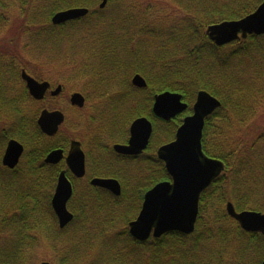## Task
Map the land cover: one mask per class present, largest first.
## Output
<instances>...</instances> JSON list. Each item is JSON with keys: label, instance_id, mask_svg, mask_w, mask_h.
<instances>
[{"label": "trees", "instance_id": "16d2710c", "mask_svg": "<svg viewBox=\"0 0 264 264\" xmlns=\"http://www.w3.org/2000/svg\"><path fill=\"white\" fill-rule=\"evenodd\" d=\"M172 1L184 12L183 26L170 24L172 19L163 22L165 27H155L146 21L147 11L144 17L141 14L144 26L129 13L96 11L73 25L53 27L51 18L57 11L89 7L88 0H0V29L11 21L10 12L19 11L28 24L25 32L33 34L32 27L38 26L36 34L28 36L29 46L37 51H46L45 46L57 51L60 45L67 44L73 50L71 62L79 66L77 74L87 79L86 99H103L100 114L84 122L86 134L99 129L96 136L93 134L99 156L114 155L108 145L125 142L129 136L127 127L134 119L147 117L154 125L150 146L138 161L119 159L117 165L122 169L106 164L88 166L87 180L115 178L122 185L119 198L90 185L89 195L73 197L70 209L75 214L74 222H94L95 228L76 229L70 225L60 230L56 217L31 214L29 201L35 208L41 202L47 203L46 193L50 191L36 189L38 179L34 188L29 186V174L37 175L39 171L26 160L17 168L19 174L6 184L0 172V264H30L31 251L41 236L51 242L56 253L59 254L58 244L63 247L64 261L74 264H211L215 260L217 264H261L264 260V236L244 232L226 212L228 202L239 212H264V153L258 149L264 136L253 143L242 137L231 143L228 134L235 126L239 125V130L245 127L253 117L254 102L264 98V85L257 86L260 77H264V36L252 35L220 47L206 33L210 25L250 15L264 0ZM143 33L162 40L153 53V49H144L149 48V40L143 38ZM137 35L140 40L135 43ZM246 61L249 62L245 64ZM136 74L145 78L147 89L132 86L131 79ZM203 90L222 103L206 123L203 150L225 163V173L202 194L194 234L175 232L138 242L129 234L128 223L140 211L145 193L170 179L156 151L175 138L183 118L191 112L189 109L170 122L162 121L152 112L154 97L166 91L177 92L191 108ZM3 96L0 91V113L9 114L10 127L2 136L26 144L41 161L42 154L58 146L49 143L37 125L41 109L31 111L29 106L37 102L23 84L15 85L10 100H3ZM3 102L10 106L5 107ZM212 137L216 140L214 145L209 144ZM87 212L90 216L81 219ZM118 212L120 216L124 212L120 219L126 225L119 230L114 227L113 217ZM92 238L103 239L97 254L91 252V243H87ZM216 239L220 244L215 248Z\"/></svg>", "mask_w": 264, "mask_h": 264}, {"label": "water", "instance_id": "95a60500", "mask_svg": "<svg viewBox=\"0 0 264 264\" xmlns=\"http://www.w3.org/2000/svg\"><path fill=\"white\" fill-rule=\"evenodd\" d=\"M108 0H103L101 8ZM89 13L88 9L77 8L57 13L52 22L60 25L68 21L77 20ZM208 37L217 46H224L239 39H247L251 35H264V2L249 16L238 20L211 25L207 29ZM30 95L41 101L50 88L48 82H40L26 72L23 73ZM132 84L137 88H146V80L136 75ZM63 91L58 86L52 92L59 96ZM85 97L81 93L71 96L72 106L83 108ZM221 107V102L206 91H200L193 106V114L186 117L176 133L175 140L159 148V160L165 163L171 178L157 184L144 197L142 209L138 218L129 224L131 235L138 241H146L152 235L160 238L170 232L192 234L200 211L202 193L217 180L225 170L222 161L208 157L202 146L203 131L206 119ZM188 105L183 102L182 95L164 92L155 97L153 113L160 119L171 121L184 113ZM65 122V115L61 111L41 112L38 125L47 136H55ZM153 135V124L145 117L136 119L130 127L128 145H115L117 153L127 156L141 155L149 146ZM24 147L16 140L9 142L3 163L13 169L20 161ZM64 158L62 149L51 152L46 163L58 164ZM66 163L77 178L86 174V156L79 141L73 140L66 158ZM91 184L109 190L115 196H120L122 188L115 179L95 178ZM73 195V187L65 172L61 173L52 200L53 209L57 215L60 228H65L74 218L68 210L67 204ZM227 213L235 219L246 232L264 235V214L255 211L237 212L232 203L227 204ZM41 264H50L43 262ZM264 264V261L263 263Z\"/></svg>", "mask_w": 264, "mask_h": 264}, {"label": "rangeland", "instance_id": "374dc122", "mask_svg": "<svg viewBox=\"0 0 264 264\" xmlns=\"http://www.w3.org/2000/svg\"><path fill=\"white\" fill-rule=\"evenodd\" d=\"M125 3L128 5L125 8L126 10L119 8L118 11L125 12L126 14L129 13L131 16L136 17L138 19V22L142 23L143 26L144 21L142 20L141 14H143L144 17V12L146 11L148 13L147 15H145L146 21L148 23H152L155 27L158 25H162V27H165L167 24L163 22H170L172 19L173 20L170 24H173L174 22L176 23L175 26L184 25V22L182 24L181 21V18L184 17V12L181 11L177 3H174L172 0H126ZM130 5L137 8H132ZM10 18L12 21L11 24L9 25V27L3 29L0 35V53L4 54L8 58L20 60L23 63V66L30 67V64H32V69H36L42 72L41 76H39L41 80H50L54 83V86L61 84L64 87L63 93L55 99L47 98V100L42 103L29 104L31 111L46 108L49 110H60L61 112H63L65 114L66 121L61 127L60 131L61 133H63V137L65 138H76L81 141L80 138H89L90 136H93V134L94 136H96V134L99 133V129H92V132L86 134L84 132V122H87L88 118L95 116L98 112L100 114V111L103 107V105L101 106L103 99L91 97L90 100H87L85 108L81 110L72 107L70 104V97L73 93L79 92L82 93L85 97L87 93V89L85 90L87 79L77 74L76 70H78L79 66H75L71 62V60H74L72 55L70 54L73 53V50L70 49V46H66V44L64 46L60 45L57 51L54 47L53 49H51L47 46H45L46 51H37L36 47L28 45L27 34H23L22 30H25L27 28H21L25 23L22 22L23 20L19 11L10 12ZM32 28V32L37 31L35 30L36 27ZM160 36L162 37V35ZM143 38L149 40V48L147 46L144 48L148 52L150 49H153V53L156 50V47L159 48L161 46L160 42L162 40H158L157 37H151L143 33ZM139 40L140 37L139 35H137L135 36V39L133 41L137 43ZM65 59H67L68 62L65 63ZM248 62L249 61H246L245 64H247ZM261 85H264V77H260V79L258 80L257 86L261 88ZM20 88L22 89V86H20ZM245 88L247 91L250 90V88ZM258 98L259 96L257 97V99ZM258 101L261 102L260 104H258V106L255 105V116L251 118L248 124L245 125V127L241 128V130H239V125L237 124L238 126H235L232 131L228 132L231 137V143L241 137L242 140L253 143L255 140H258L260 137H262V135L264 136V98L258 99ZM125 124L126 122L124 123V125ZM130 125L127 127L128 133ZM215 142L216 140H214L213 137L211 138V140H209L210 145H214ZM258 149L264 153V139L260 141ZM86 150L88 151V149ZM86 150L84 148L85 152ZM262 157H264V155ZM97 160L98 159H91L89 162L95 163L97 162ZM255 165L256 164H254L253 166ZM28 205H32V201H29ZM123 214L120 216V213L118 212L113 216L114 220L116 219L114 227L117 230L126 227L124 222L120 219V217H123ZM136 216L134 215L133 217L135 218ZM39 233L41 234L40 231H33V234ZM44 237L45 236H41L40 241L32 249L30 264H41L42 262H49L51 264H74L71 260L64 261V258L62 256L64 254L63 247L59 248L58 244L57 251H59V254L56 253L51 248V242L46 240ZM102 240L103 239L97 240L93 238L91 240H88L87 243H91V249H93L91 250V252L93 251L95 254L98 253V244H100ZM65 241L67 242L68 239H66ZM219 244L220 240L216 239L215 248L216 246H219ZM211 264H217V260H215V263L212 262Z\"/></svg>", "mask_w": 264, "mask_h": 264}, {"label": "flooded vegetation", "instance_id": "af4514ba", "mask_svg": "<svg viewBox=\"0 0 264 264\" xmlns=\"http://www.w3.org/2000/svg\"><path fill=\"white\" fill-rule=\"evenodd\" d=\"M125 1L126 0H108V2L106 3V6L104 8H101V4L103 3V0H88L87 3L90 4L89 7H87V6H73V7H70V8H66V9H62L60 11H57L52 16L50 24L53 27H63L65 25H73L75 23V21H79V20L87 17L89 14H91L93 12H96V11L97 12H102L103 14H106V13H111V12H114V11L119 12L118 11L119 8H121L123 10H126L125 8L128 5L125 3ZM131 7L132 8H137V7H134V6H131ZM77 8L88 9L89 13L86 16H84V17H82L80 19H77V20L68 21V22L60 24V25H54L53 24L52 19L57 13L63 12V11H67V10H70V9H77ZM21 18L23 20L22 16H21ZM11 22L12 21H10L9 23L5 24L0 29V35H1L2 31H3V29H5L6 27H9ZM22 22H24L25 24H23V27H21V28H25V27L28 26L26 20H23ZM40 26H43V25L40 24ZM35 27H38V26L35 25ZM22 31H23V34H25V35L27 34V40H29L28 36L31 35L32 33L29 34L28 32H25L24 30H22ZM33 34H36V32H34ZM24 72H26L28 75H30L31 77H33L34 79H36V80H38L40 82H48L50 84V88H49L48 92L46 93L45 98L42 101H40V103L46 101L47 98L55 99V98L59 97L63 93V91H64L63 85L60 84V85L54 86V83L52 81H50V80H41L39 78V76H41L42 72L39 71V70H36V69H32V64H30V67L23 66V63L20 60L8 58L4 54L0 53V91H1V93H2V91L4 92L3 100H6V99L10 100L11 99V95H12V92L14 91V89H15V85L19 86L20 84H23V86H26V83L23 80V73ZM58 86H62L63 91H62V93L59 96H53L52 92L55 89H57ZM70 99H71V97H70ZM260 102L261 101L257 100V101L254 102V104L256 106H258V104H260ZM3 103H4L5 107H6V105L10 106L9 103H7V104L5 102H3ZM72 107H74V106H72ZM255 109H256V107H255ZM42 110H45V108L41 109V112H42ZM49 111H57V110H49ZM58 111H60V110H58ZM41 112H40V114H41ZM253 116H255V110H254ZM38 118H37V125H38ZM9 127H10L9 114H5L4 112H3V114L0 113V172L3 175L2 176L3 184L8 183L9 180L12 179L13 177H15L16 174H19V172L17 171V168L21 165L22 161L26 160L28 165L31 168H35L36 170L39 171L37 175L29 174V177H28L29 186L34 188L35 180L38 179L40 181L37 183L36 189H43V191H45V190H49L50 191L49 194L46 193V195H47V198H46L47 203L46 202H41L39 204V206L36 207V208H35L33 203H32V205H29V207L31 209V214H34V213L41 214V217H57L55 212H54L53 206H52V200H53V197H54L55 192H56V188H57V185H58L59 177H60L61 173L65 172L68 180L70 181V183L72 184V187H73V195H72L71 199L68 201L67 206H68V210L75 217L74 212L70 209V204H71V201L73 200V197L75 196V194L82 195V196L83 195H89V191L87 190V186L88 185L92 186L91 182H92L93 179L102 178V177H93L91 180H87V178H86L87 173H86V176H84L83 178H77L71 172V170L69 169V167H68V165L66 163V158H67V155H68V152H69V149H70V145H71L73 140H77V141H80V140L76 139V138H71V139L65 138V137H63L64 135H63V133H61V131L58 134H56L55 136H53V137H50V136H47V135L43 134L44 136H46V137H48L50 139L49 140L50 142L47 141V143L48 142L49 143H55V145L58 146V147L55 148V149L49 150L46 153V155L42 154L41 161H39V159H38V157H39L37 155L38 153L34 154L33 152H30L27 149L26 144L20 142L23 145V147H24V152H23V154L21 156L20 163L18 164V166L13 168V169H11V168L5 166L4 163H3V159H4V156H5L6 150L8 148L9 142L11 140H14V139H7L6 140L2 136L4 134L8 133L7 131L9 129ZM94 138H95L94 136H90L89 138H83L80 141L82 147L84 146L85 150L88 149V151L86 150V152H85V154H86V171L87 172H88V166L89 165H91V166H99V165L106 164L108 166L118 167L119 165H117V163L120 162L119 159H133L135 161H138L137 159L143 155V154H141L139 156H127V155L119 154V153H117L115 151V149H114L115 145H117V144L128 145L129 144V139H130V135H129L127 140L125 142H123V143H111V144L108 145L109 148H111L112 152L114 153L113 156L110 155V158H107L109 156H107V157L99 156L97 151H95V149H94L95 145H96V143L94 141L95 140ZM64 147L66 149H64ZM59 149H62L64 151V158L58 164H48V163H46V159H47L48 155L51 152H53L55 150H59ZM91 159L92 160L98 159V160H97V162L92 163V162H89ZM31 168H29V169H31ZM119 168L122 169L121 166H119ZM92 187H94V186H92ZM98 189H101V188H98ZM102 190H104V189H102ZM104 191L108 192V190H104ZM109 193H111V192L109 191ZM48 205H49V207H48ZM43 208L44 209L49 208V211L46 209V212H44ZM89 216L90 215L87 212V213L82 215V218L81 217H79V218L83 219V217L87 218ZM70 225H73V227H75L76 229H79V228H81L83 226H84V228H95V227H97V225L94 222H92V223L88 222V223L83 224V221L82 222H78V221L74 222V220L72 222H70L67 225V227H69ZM57 226L59 227L58 222H57ZM251 234H259V233L253 232ZM186 236H190V235H186ZM152 238L155 239L153 236H151V238L149 240H147L146 242L150 241ZM146 242H142V243H146Z\"/></svg>", "mask_w": 264, "mask_h": 264}]
</instances>
